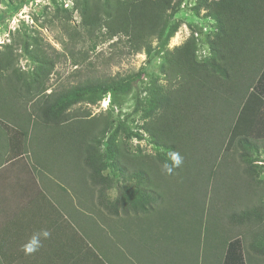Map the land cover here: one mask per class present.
Segmentation results:
<instances>
[{"label": "rangeland", "instance_id": "obj_1", "mask_svg": "<svg viewBox=\"0 0 264 264\" xmlns=\"http://www.w3.org/2000/svg\"><path fill=\"white\" fill-rule=\"evenodd\" d=\"M217 1L175 0L168 20L169 26L174 24L178 29L164 47L157 38L152 39L155 53L149 57L146 52L127 54L125 40L105 31L85 42L72 38L80 31L81 21L74 9L75 0H0V57L10 53L14 67L31 75L36 65L21 48L24 44L33 48V38L37 37L55 61L51 89L88 78L142 73L132 92L115 104L108 95L96 105L78 103L64 113V119L101 118L113 128L119 125L117 165L126 176L117 172L118 183L104 197L85 179L81 162L72 159V166L64 168L50 163L51 169H45L26 153L23 137L9 131L14 147L0 167V264H176L180 250L184 256L188 253L190 263L195 258L193 249L205 253V236L195 239L185 208L176 214V204L189 206L196 201L194 161L207 149L201 142L189 150L193 157L185 158L182 179L162 174L163 187L157 191L163 194V201L150 214L131 211L116 216L102 203H115L122 186L137 183L136 177L125 183L134 170H143L152 179L150 167L163 169L165 163L172 164L169 148L150 133L181 88L180 78L169 68V59L192 39L199 64L214 58L212 47L219 28L208 15L207 5ZM263 144L258 137L253 146L237 142L222 153L220 162L230 165L218 169L213 180H204L200 196L206 205L204 223L215 213L223 216L231 236L244 237L249 227L230 225L226 215L255 210L251 218H259L264 228V198L259 201L264 193ZM43 229L50 231V238L39 251L25 255L21 246ZM259 242L264 244V235Z\"/></svg>", "mask_w": 264, "mask_h": 264}, {"label": "trees", "instance_id": "obj_2", "mask_svg": "<svg viewBox=\"0 0 264 264\" xmlns=\"http://www.w3.org/2000/svg\"><path fill=\"white\" fill-rule=\"evenodd\" d=\"M174 3L175 0H75L74 9L81 21L80 31L74 32L72 38L85 42L105 31L125 40L127 54L146 52L150 57L155 53L152 39L157 38L164 47L178 29L177 25L169 26L168 20ZM207 10L219 28L212 47L214 58L199 64L194 39L170 57L169 68L175 78H180L181 88L150 133L171 153L179 152L183 157V163L173 168L174 173L166 174L174 179L183 178L185 158L193 157L189 150L200 142L207 146L206 153H200L194 161L196 201L189 206L176 204V214L185 208L195 239L205 236V244H221L217 255L221 247H226L221 264H245L243 244H262L259 241L264 235L259 218H251L255 210L226 215L230 225L249 227L244 237H233L230 228L224 226L223 216L213 213L204 223L206 205L200 196L206 186L204 180H213L218 169L230 165L225 160L223 165L220 162L229 147L237 142L253 146L258 137L264 140V0H219L208 4ZM33 39V48L28 44L21 48L36 65L31 75L14 67L10 53L0 57V167L14 147L8 135L12 130L23 137L26 153L45 169H51L50 163L64 168L72 166L73 160L81 162L85 179L104 197L118 183L117 172L126 176L117 165L115 139L119 125L113 128L101 118L64 119V113L78 103L96 105L108 95L115 104L118 98L132 92L142 73L88 78L51 89L54 58L40 39ZM110 170H114L112 176ZM149 171L152 179L140 169L126 177L125 183L133 177L137 183L122 186L115 203H102L106 210L116 216L131 211L148 215L157 208L164 197L157 189L163 187L165 172L152 167ZM217 187L214 189L218 191ZM262 198L264 193L259 201Z\"/></svg>", "mask_w": 264, "mask_h": 264}, {"label": "crops", "instance_id": "obj_3", "mask_svg": "<svg viewBox=\"0 0 264 264\" xmlns=\"http://www.w3.org/2000/svg\"><path fill=\"white\" fill-rule=\"evenodd\" d=\"M244 245V259L245 264H264V244H243ZM217 246L220 248L221 244H207V248L205 249V253L203 255L200 254V251L196 248L194 251V261L192 263L189 261V256H187V252L185 251V256L182 250H180L179 258L177 259L176 264H221V260L223 259V252L226 247H221L219 254L217 255ZM179 248L181 245L179 244ZM224 249V250H223ZM215 252V254L213 253ZM201 257L203 259H201ZM222 258V259H221ZM206 260V263L204 262Z\"/></svg>", "mask_w": 264, "mask_h": 264}, {"label": "clouds", "instance_id": "obj_4", "mask_svg": "<svg viewBox=\"0 0 264 264\" xmlns=\"http://www.w3.org/2000/svg\"><path fill=\"white\" fill-rule=\"evenodd\" d=\"M170 159L172 164L165 163L163 165V171L165 174H170L173 171V168L179 166L183 163V157L179 152L170 153ZM51 233L47 229H43L39 232L33 233V235L29 238V240L21 246V251L24 252L25 255H32L40 250L43 246V241L50 238Z\"/></svg>", "mask_w": 264, "mask_h": 264}]
</instances>
